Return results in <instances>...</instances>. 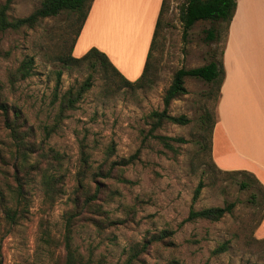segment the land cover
<instances>
[{
    "label": "rangeland",
    "instance_id": "rangeland-1",
    "mask_svg": "<svg viewBox=\"0 0 264 264\" xmlns=\"http://www.w3.org/2000/svg\"><path fill=\"white\" fill-rule=\"evenodd\" d=\"M40 1L13 0L9 15L26 16ZM182 1L167 0L152 50V83L141 89L109 87L99 67L58 61L57 55L68 52L73 36L63 14L43 18L29 29L0 31V99L20 112L18 124L31 143L29 161L48 164L50 171L63 174L60 193L49 203L44 200L40 174L31 172L25 187L29 213L18 224L7 226L0 212L2 264H63L65 218L73 209L71 199L83 200L77 184L83 156L89 166L83 182L90 192L98 185L99 211L80 209L69 245L90 264H122L131 245L163 230L170 232L165 241H152L134 264H264V227L258 228L263 195L257 182L250 173L226 175L216 170L201 145L205 109L216 118L215 85L185 77L187 93L173 99L168 110L190 121L184 125L164 121L151 129L148 114L163 108L162 97L174 71L217 59L222 48L223 25H219L222 39L216 42L202 39L209 21L195 22L182 36ZM128 30L137 48L139 26L129 25ZM135 41L125 49V59L113 48L121 64H134ZM25 55L33 57L34 73L11 81V72ZM88 74L91 87L60 115L61 95L69 88L75 90ZM157 135L185 141L169 139L170 149ZM14 153L9 130L0 125L3 188L14 184ZM199 180L203 187L192 201ZM227 202H234L231 213L217 221L185 219L191 207ZM223 243L225 249L218 250Z\"/></svg>",
    "mask_w": 264,
    "mask_h": 264
},
{
    "label": "trees",
    "instance_id": "trees-1",
    "mask_svg": "<svg viewBox=\"0 0 264 264\" xmlns=\"http://www.w3.org/2000/svg\"><path fill=\"white\" fill-rule=\"evenodd\" d=\"M93 0H41L39 5L35 7L28 15L23 17H13L9 15V11L12 7L13 0H4L0 3V31L21 30L29 29L35 26L41 19L46 17H54L60 14L65 16L67 27L73 30L72 40L67 53H61L57 55V60L66 66H79L83 63H88L92 69H98L104 76L105 81L108 82L109 87H127L129 89H141L151 85V56L152 50L156 45V37L159 34V29L162 23V16L167 8V0H162L159 13L155 22L152 39L150 42L149 50L147 53L146 61L142 70V73L135 79L129 80L124 77L112 64L108 56L96 47H91L82 56L74 57L72 55V48L75 40L84 24V21L89 13ZM236 8V0H183L179 6V20L182 25V36L185 38L190 27L197 21H209L210 27L205 28L203 41L206 43L216 42L222 39V48L217 59H212L209 62L190 68L179 67L173 75L171 82L164 91L162 101L163 108L161 110H152L148 116L151 118L152 130L158 128L164 121L184 125L188 123L189 117L184 114L173 115L169 113L168 107L170 102L180 95L186 94L187 89L185 87V77H197L208 83L215 85V94L218 102L220 86L223 81L224 71L222 63V54L224 46V37L227 26L229 25L232 16ZM219 25H223V35L221 37V31ZM34 60L30 55H25L20 61L19 65L11 72L10 80H21L31 76L33 72ZM92 85V75L88 76L76 87L75 90L68 89L60 97L59 112L63 114L67 109L74 107L75 103L82 97ZM211 90L206 94V99H209ZM216 102V105H217ZM19 110L10 106L7 102L0 99V125L9 130V135L13 141L15 153L13 154V163L15 165L13 173V185L7 183L5 188L0 186V212L4 223L11 227L18 224L22 219L28 216V196H27V183L30 181L31 172L34 170L41 176V186L43 189L44 200L52 203L56 195L60 193L62 187V175L50 171L48 164L40 166L39 162H30L29 153L31 152V143L27 140V134L22 132L21 125L18 124ZM216 123V118H213V114L208 108L205 109L202 119V148L208 150L210 153V161L212 166L222 171L226 175H231L236 172L246 171H226L219 169L211 156V142H212V130ZM162 144L172 149V145L168 140L175 142H184L182 137H171L157 135ZM82 163L84 164L82 170L78 173L77 184L78 189L81 191L80 196H83V200L80 201L78 196H74L71 199L73 209L68 213L65 218V248L66 252L63 259V264H90L89 260H84L82 254L76 249H73L69 245V237L71 226L74 223V219L77 217L81 208L88 207L92 212L97 213L99 206L95 202L98 196V185H94L93 192L88 190L87 186L83 182L85 172L89 169L87 164V157H82ZM114 163V162H113ZM20 172V175H19ZM96 174V172H95ZM251 174V173H250ZM252 175V174H251ZM254 181L257 182L263 195V208L262 216L264 214V188L260 182L252 175ZM246 186V183L242 184ZM203 182L198 181L194 188L192 201H195L200 195ZM234 202H227L222 206H209L201 209H189L186 220L205 219L209 221H217L226 213H231ZM94 219V218H91ZM260 219V221H261ZM109 224H113V221H108ZM170 232L163 230L155 233L150 237H146L141 242H136L128 249L127 256L122 264H134L139 259V255L146 251L148 245L152 241H165V237ZM225 244H221L218 250H224ZM0 264L2 259L0 256Z\"/></svg>",
    "mask_w": 264,
    "mask_h": 264
},
{
    "label": "crops",
    "instance_id": "crops-1",
    "mask_svg": "<svg viewBox=\"0 0 264 264\" xmlns=\"http://www.w3.org/2000/svg\"><path fill=\"white\" fill-rule=\"evenodd\" d=\"M161 1L93 0L72 55L80 57L96 47L124 77L131 80L139 76ZM122 23L139 26L137 48L136 38L129 37L131 33ZM134 41V64H121L116 52L125 59V49ZM222 63L224 76L212 130V160L221 170L251 173L264 188V0H236L225 32ZM261 227L264 214L258 225Z\"/></svg>",
    "mask_w": 264,
    "mask_h": 264
}]
</instances>
